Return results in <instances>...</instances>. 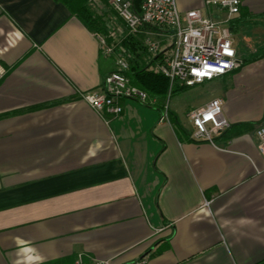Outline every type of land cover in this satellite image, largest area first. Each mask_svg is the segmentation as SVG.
Segmentation results:
<instances>
[{"label":"crops","instance_id":"0c3cea01","mask_svg":"<svg viewBox=\"0 0 264 264\" xmlns=\"http://www.w3.org/2000/svg\"><path fill=\"white\" fill-rule=\"evenodd\" d=\"M176 1L183 14L228 19L206 6L222 0ZM240 2L258 17L233 32L235 15L228 26L254 48L240 40L249 62L216 79L222 91L213 99L223 100L231 126L211 145L193 140L189 118L210 101L170 108L163 122L156 99L153 107L126 100L122 115L99 116L79 94L101 88L118 54L103 56L97 34L56 0H0V264H75L79 255L86 263L264 264L255 136L264 123V42L243 34L263 22L264 0ZM109 32L111 45L125 34Z\"/></svg>","mask_w":264,"mask_h":264},{"label":"built area","instance_id":"2783aa9c","mask_svg":"<svg viewBox=\"0 0 264 264\" xmlns=\"http://www.w3.org/2000/svg\"><path fill=\"white\" fill-rule=\"evenodd\" d=\"M135 0H109V7L121 21L125 34L145 35V47L152 58L148 70L163 75L170 87L194 88L211 82L244 66L233 34L228 26L230 19L239 14L240 0L208 1V8H216L228 15L225 22L203 16L200 10L180 12L176 0H143L138 9ZM103 56L118 58L114 71L108 73L98 91L80 93L99 116L117 117L123 114L122 102L135 100L153 107L155 101L132 84L127 72L130 69L126 51L119 43L109 45L98 35ZM157 59L156 61H153ZM223 100L213 99L206 106L189 114L194 132L193 140L216 145V138L230 128L223 113ZM170 107H163L161 122L168 119ZM255 136L264 157V123L257 127ZM75 264H114L110 260L92 259L86 263L79 255ZM128 264H148L147 257Z\"/></svg>","mask_w":264,"mask_h":264},{"label":"trees","instance_id":"16d2710c","mask_svg":"<svg viewBox=\"0 0 264 264\" xmlns=\"http://www.w3.org/2000/svg\"><path fill=\"white\" fill-rule=\"evenodd\" d=\"M56 1L64 5L71 15L77 18L89 31L104 37L109 45L114 41L106 23V14H104L101 6V4H103L104 6L109 7V0ZM142 1L143 0H135V9L139 8ZM113 15L119 20L114 12ZM257 17L258 16L250 15L245 9L240 8L237 18L231 22L232 31L235 32L238 26L246 24L250 19H256ZM119 45L126 51L127 61L130 66L127 75L132 84L145 91L151 100L156 99L164 107L166 105L168 94L172 97L174 93H185L191 89L188 87H180L178 85L171 88L167 78L161 74L148 70L149 65L152 63V58L145 47L144 34H126L122 37ZM262 57H257L254 60H258ZM156 60L157 59L153 61ZM247 62L249 61L244 60V65Z\"/></svg>","mask_w":264,"mask_h":264},{"label":"rangeland","instance_id":"374dc122","mask_svg":"<svg viewBox=\"0 0 264 264\" xmlns=\"http://www.w3.org/2000/svg\"><path fill=\"white\" fill-rule=\"evenodd\" d=\"M102 8L104 14H106L105 18L108 19L106 23L108 24L109 30L113 34V37L115 39L120 38V36L123 35V32L125 31L123 25L113 15L110 7L103 6ZM223 17H226V15L223 14ZM212 18H214L215 20L218 19L216 17ZM262 21L263 22L257 24L256 26H248L243 30V34H246V37L248 36L249 32L252 34V37L255 34H260V37L256 39L260 44L264 42V20ZM240 40L244 41L246 45H252V48H254V44L249 38H247L246 40L244 38L243 40L241 37L239 39L234 37L235 47H238L242 44ZM217 82L218 81L215 80L212 83H206L204 85L196 86L191 90L186 91L185 93H174L172 97L168 94L166 103H168L171 110H177V113H180L181 111L189 107H198L202 104L208 103L213 98H216L222 91L220 88L221 86H219Z\"/></svg>","mask_w":264,"mask_h":264}]
</instances>
